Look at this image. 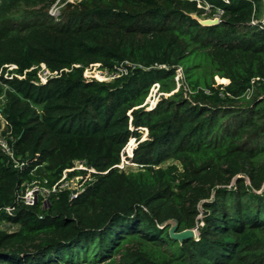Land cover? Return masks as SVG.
I'll return each mask as SVG.
<instances>
[{"label": "trees", "instance_id": "1", "mask_svg": "<svg viewBox=\"0 0 264 264\" xmlns=\"http://www.w3.org/2000/svg\"><path fill=\"white\" fill-rule=\"evenodd\" d=\"M207 1L215 26L196 0H0V138L25 162L0 152V264H264V0ZM71 169L77 197L20 199Z\"/></svg>", "mask_w": 264, "mask_h": 264}, {"label": "built area", "instance_id": "2", "mask_svg": "<svg viewBox=\"0 0 264 264\" xmlns=\"http://www.w3.org/2000/svg\"><path fill=\"white\" fill-rule=\"evenodd\" d=\"M198 7L204 11L205 16H208L210 18L208 19H219L221 20L222 15L224 14V11L221 8H215L211 3H209L207 0H196ZM226 4H230L229 0H225ZM57 4L54 5V7L50 10V14L52 16H58V9L56 7ZM252 26H259L264 25V20H253ZM129 64L126 62L124 64H121L119 66L114 67L113 70H107L102 68L99 64L91 65L87 67L84 71V77L87 80H97L99 82H112L115 79L122 77L126 74H128V69L126 68ZM80 67V66H76ZM11 69H16V66H11ZM31 71H36L38 74L39 82L41 84H46L50 79L54 77L59 76V72H52L50 71L45 64H40L33 66L31 68ZM182 77V70L179 69L177 71L176 76V83L178 89L181 87L180 79ZM21 78V77H20ZM219 79V78H216ZM260 79H254L251 83V86L246 90L244 98L247 100L252 99V97L255 95L257 91V86L259 85ZM218 83H221V80H217ZM258 82V84H256ZM177 89V91H178ZM161 95H163L160 92V84L156 83L151 89L150 95L144 104L143 107H146L148 110H152L156 107ZM147 131V130H146ZM138 142L136 139H132L128 145L123 149L121 154V164L118 166L120 169H126V166L129 164H133L130 159L133 157V150L137 147ZM0 152L5 153L9 156L11 159L14 167L16 169H21L25 165V162L21 161L19 158L16 157L12 147L9 145L8 141L1 137L0 138ZM80 163H77V167L75 169L79 170H87L89 172H92L93 170H89L88 168L84 167H78ZM136 166V165H135ZM75 169L66 170L63 173V177L54 184L51 188H47L43 186L42 184L38 183L37 181H33L27 185L25 190L21 193L20 199L22 202L27 206H36L40 201L42 202V205L44 208L49 207V196L61 189H70L73 191V196L77 197L80 189V185H78L77 188L71 189L68 184V180H72L75 178L81 179V176H76L75 178L69 179L68 173L74 171ZM9 212L12 211L10 208L7 209ZM196 232V230H195Z\"/></svg>", "mask_w": 264, "mask_h": 264}, {"label": "water", "instance_id": "3", "mask_svg": "<svg viewBox=\"0 0 264 264\" xmlns=\"http://www.w3.org/2000/svg\"><path fill=\"white\" fill-rule=\"evenodd\" d=\"M194 18H197L194 16ZM199 23L202 26H215L220 23L219 19H198ZM194 231L188 230L179 234H175L174 237L177 239H184V238H190L194 236Z\"/></svg>", "mask_w": 264, "mask_h": 264}, {"label": "rangeland", "instance_id": "4", "mask_svg": "<svg viewBox=\"0 0 264 264\" xmlns=\"http://www.w3.org/2000/svg\"><path fill=\"white\" fill-rule=\"evenodd\" d=\"M63 1H65V2H71V1H77V0H62V2ZM62 2L61 3H58V5L56 7L58 8V6H63ZM217 80L219 81V79H216V81ZM0 120L3 122V119L1 117V115H0ZM145 132L146 133L144 134V137L146 138L148 132L147 131H145ZM78 167L81 168L82 167L81 164H79ZM126 168H129V169H137V166L132 165V164H129V165L126 166ZM79 180H80L79 178H75V179H72V180H68L69 187L71 189L77 188L78 185H79Z\"/></svg>", "mask_w": 264, "mask_h": 264}, {"label": "crops", "instance_id": "5", "mask_svg": "<svg viewBox=\"0 0 264 264\" xmlns=\"http://www.w3.org/2000/svg\"><path fill=\"white\" fill-rule=\"evenodd\" d=\"M260 20H264V16Z\"/></svg>", "mask_w": 264, "mask_h": 264}]
</instances>
